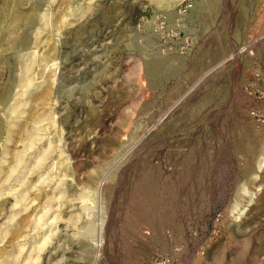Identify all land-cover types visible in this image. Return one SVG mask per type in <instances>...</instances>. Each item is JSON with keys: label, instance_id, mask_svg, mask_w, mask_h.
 Returning <instances> with one entry per match:
<instances>
[{"label": "rangeland", "instance_id": "1", "mask_svg": "<svg viewBox=\"0 0 264 264\" xmlns=\"http://www.w3.org/2000/svg\"><path fill=\"white\" fill-rule=\"evenodd\" d=\"M0 264H264V0H0Z\"/></svg>", "mask_w": 264, "mask_h": 264}, {"label": "bare ground", "instance_id": "2", "mask_svg": "<svg viewBox=\"0 0 264 264\" xmlns=\"http://www.w3.org/2000/svg\"><path fill=\"white\" fill-rule=\"evenodd\" d=\"M143 140V139H142ZM140 145V144H139Z\"/></svg>", "mask_w": 264, "mask_h": 264}]
</instances>
